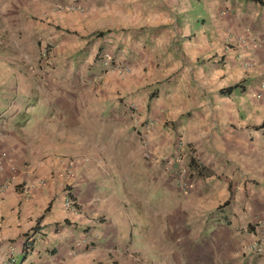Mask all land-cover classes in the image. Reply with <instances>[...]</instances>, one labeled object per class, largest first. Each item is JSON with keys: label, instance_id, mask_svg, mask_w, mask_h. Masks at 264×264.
<instances>
[{"label": "crops", "instance_id": "1", "mask_svg": "<svg viewBox=\"0 0 264 264\" xmlns=\"http://www.w3.org/2000/svg\"><path fill=\"white\" fill-rule=\"evenodd\" d=\"M54 1L77 8L54 11L52 0L33 8L40 46L51 42L54 47L52 66L43 76L40 49L37 54L36 74L51 82L26 91L34 99L43 91L49 110L58 97H66L69 110L62 107L63 115L37 120L32 115L25 124L36 141L4 160L0 258L11 252L14 264H138L130 252L138 250L142 227L120 204V194L115 209L106 205L110 197L100 194V175L84 149L85 140L99 138L102 122L114 123L119 108L128 110V127L152 163L173 153L181 141L187 166L192 158L203 167L199 175L189 168L187 192L176 191L173 231L164 211L159 264H216V250L225 244L231 249L258 233L264 237V31L256 22L264 5L246 0ZM239 35L249 36L246 46L238 45ZM102 51L127 66L128 73L104 71L96 60ZM244 60L250 66H243ZM74 74L81 87L70 84ZM1 80L0 128L18 99ZM239 82L230 94H219ZM24 87L20 83L16 92L24 95ZM17 109L21 115L30 108ZM54 121L66 126L36 129L37 122ZM66 191L76 212L63 205Z\"/></svg>", "mask_w": 264, "mask_h": 264}, {"label": "rangeland", "instance_id": "2", "mask_svg": "<svg viewBox=\"0 0 264 264\" xmlns=\"http://www.w3.org/2000/svg\"><path fill=\"white\" fill-rule=\"evenodd\" d=\"M40 1L0 0V79H2L1 82H7L8 89L13 88L14 93L11 92V94H18L17 104L7 111L5 124L0 128V152L13 158L18 152L17 148L21 147L26 151L28 146H31L30 130L25 122L32 115H35L34 118L37 120L42 115H63L62 107L66 111L69 110L65 106L66 97H63L64 99L58 97L55 101L57 106L49 110L45 105L43 91H37V99L29 97L31 92L26 91V88L28 90V86L32 84H38L42 88L44 84L51 82L47 78H38L36 74L37 54L41 47V40L35 36L37 26L34 24L38 19L32 10L39 5ZM60 3L52 0L50 7L56 11V5H63ZM256 22L263 23L264 31V10L257 14ZM60 77L62 76L57 74V80ZM79 77L74 74L70 84L74 87L80 86L81 79ZM20 83L26 86L24 95L16 92V87L20 86ZM40 94L43 96H39ZM56 94L59 93L56 91ZM62 94L65 95L64 92ZM24 105L29 106L30 109L26 113L18 115L17 107ZM126 113H129L128 110L119 108L118 113L113 117L114 123L102 122L99 138L85 140L84 149L87 152V158L92 161L90 163L95 168L94 172L100 175V194L110 197L106 205L115 209L119 202L117 194H120L124 199V201H120V204L127 208L130 216L134 215L132 220H136V223L138 222L142 227L139 237L135 241L138 250L130 252L135 258V263L159 264V257L164 247V242L160 241V232L164 233L162 230L163 214L165 211L167 227L173 231L174 196L182 192L172 176L164 172L159 161L152 163L151 159L144 158V152L139 146L135 134L128 127L129 119L126 117ZM46 124L51 125L54 130H61L57 127L66 126V124L55 121L52 124L37 122L36 129L44 128ZM172 237H174V233H172ZM165 242L170 244L169 240ZM145 247L150 248L147 249L148 251H143ZM167 247L169 248L170 245H166ZM243 247L244 245L238 247L232 245L231 249H228L230 247L225 244L220 250H216V262L256 264L255 262L260 258L264 260V256H246L242 253Z\"/></svg>", "mask_w": 264, "mask_h": 264}, {"label": "built area", "instance_id": "3", "mask_svg": "<svg viewBox=\"0 0 264 264\" xmlns=\"http://www.w3.org/2000/svg\"><path fill=\"white\" fill-rule=\"evenodd\" d=\"M76 6L73 4L68 5H56L55 9L58 11H73ZM249 38L248 35H239L236 39L238 45L240 47L246 46L248 43L246 40ZM53 43L46 42L43 43L40 47V57L38 59V71L39 74L43 76L46 71L52 66V53H53ZM242 54L238 55L240 58ZM96 60L102 66L104 71H114L117 75L123 76L128 73L129 69L127 66L123 65L118 59L113 57L110 53L102 51L96 55ZM243 66L248 67L250 63L243 61ZM141 146L145 149L146 142L141 140ZM175 150L173 153H166L161 155L158 158V161L161 163L164 172L168 175H171L174 179L175 184L179 187L182 193H186L188 190V178L190 174H192V170L187 166L186 156L184 155L185 145L182 144L181 141H178L175 146ZM186 154V153H185ZM184 155V156H183ZM143 156L145 159H150L151 156L149 152L144 151ZM6 156L4 153L0 154V174L3 171L5 166ZM182 164V165H181ZM8 170L10 172L14 171V167L8 164ZM5 184L0 185V191L4 188ZM28 187L24 189L26 191ZM69 192L66 191L63 205L66 210H70L71 212H76V204L74 199L69 196ZM242 253L246 256L250 257H260L264 256V237L259 233L256 235V238L247 244L244 245L242 249ZM0 264H14V260L11 258V252L6 254V257L0 258Z\"/></svg>", "mask_w": 264, "mask_h": 264}, {"label": "trees", "instance_id": "4", "mask_svg": "<svg viewBox=\"0 0 264 264\" xmlns=\"http://www.w3.org/2000/svg\"><path fill=\"white\" fill-rule=\"evenodd\" d=\"M246 1H250V2L256 3L258 5H264V2L262 0H246ZM100 34H101V32H97L95 35L99 36ZM239 87H241V82L234 84V85H231V86L221 88L219 90V94H221V95L230 94L232 91H234L235 89H237ZM188 167L191 169H194L196 175H199L201 173V170H203V167L199 163H197L195 160H193L192 158L188 159ZM226 204H227V201L223 202L222 206H225ZM32 230H34V228ZM25 236H26L25 238L30 239V237H27L28 236L27 234H25Z\"/></svg>", "mask_w": 264, "mask_h": 264}]
</instances>
